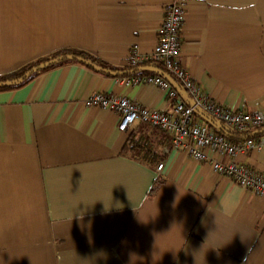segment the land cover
<instances>
[{"label":"crops","instance_id":"obj_1","mask_svg":"<svg viewBox=\"0 0 264 264\" xmlns=\"http://www.w3.org/2000/svg\"><path fill=\"white\" fill-rule=\"evenodd\" d=\"M174 3L181 63L204 94L264 109V0H0V76L69 50L129 69L131 49L153 52ZM123 78L62 61L0 91V264H264V198L167 134L141 123L121 133L117 114L84 105L102 92L169 110L166 92ZM130 135L157 155L124 152ZM234 161L264 175V151Z\"/></svg>","mask_w":264,"mask_h":264},{"label":"built area","instance_id":"obj_2","mask_svg":"<svg viewBox=\"0 0 264 264\" xmlns=\"http://www.w3.org/2000/svg\"><path fill=\"white\" fill-rule=\"evenodd\" d=\"M183 21L182 4L174 3L166 6L153 52L142 55L137 49H131L127 68L135 69L149 61L161 65L165 73L181 87L191 104H187L162 76L138 74L124 77L125 85L157 86L161 91L166 92L170 104L167 112L141 107L126 97L102 92L90 95L84 101V105L117 114L119 117L117 129L121 133L131 130L135 123H141L150 129L167 134L170 136L173 149L185 152L195 161L205 162L215 174L224 176L245 191L264 198V175L252 167L234 161L238 154L253 150L264 151V136L232 142L194 117V113L199 111L200 114L221 124L226 130L245 133L264 128V109L243 113L226 108L204 94L181 63L179 52ZM224 157L230 159L228 163L221 162ZM162 166L159 164L156 171L159 172Z\"/></svg>","mask_w":264,"mask_h":264},{"label":"trees","instance_id":"obj_3","mask_svg":"<svg viewBox=\"0 0 264 264\" xmlns=\"http://www.w3.org/2000/svg\"><path fill=\"white\" fill-rule=\"evenodd\" d=\"M63 55H73V56H77V57H81L95 65H97L98 67H101L103 69H106V66L103 65V63H101L100 61L94 59L93 57H91L89 54L85 53V52H82V51H77V50H69V51H61V52H58L54 55H51L49 57H46V58H43L41 60H38L34 63H31V64H28L24 67H22L21 69L15 71V72H12V73H9V74H6V75H2L0 76V82L2 81H7V80H13V79H17L19 77H21L22 75H24L27 71H29L31 68L45 62V61H48V60H51V59H54V58H57L59 56H63ZM77 62V61H75ZM79 64H82V65H85L83 63H80L78 62ZM57 64V63H56ZM56 64H52L40 71H44L46 69H49L51 67H53L54 65ZM91 69H93L92 67L88 66V65H85ZM147 65H142V66H139V67H145ZM154 68H157L161 71H164V69L162 67H156V65L154 64L153 65ZM136 69V68H135ZM135 69H126V70H122L121 72H127V71H133L132 73H127L126 75H124L123 77H126V76H133V75H138V74H147V73H152V74H155L153 72H150V71H138V72H135L134 70ZM40 71H37V72H34V73H31L29 74L27 77H25L22 81L18 82V83H15V84H10V85H4V86H0V91H3V90H10V89H16L20 86H22L23 84H25L28 80H30L33 76H35L36 74H38ZM113 71V70H111ZM115 71V70H114ZM117 72V71H115ZM109 76V75H108ZM196 113V112H195ZM210 126H212L210 123H208ZM143 126H145L146 128L150 129L147 125H144L142 124ZM219 126L218 130L217 129H214L215 132L217 134H220L222 136H225L228 140L232 141V142H236V141H240V140H245V139H253V138H256L258 136H264V133L262 135H256V136H253V132L255 131H258V130H255V131H247L245 133H235V132H231L229 130H226L225 128H223L221 126V124H217ZM213 127V126H212ZM261 129H264V128H261ZM150 130H153L152 132L154 133H161V131H158L156 129H150ZM260 130V129H259ZM145 146L137 141V140H134V137L133 136H129L123 150L124 152H127V153H143L144 151L145 152H148L149 155H157V152L153 151L152 149L150 148H144ZM161 182H157L154 186V188H152L151 192L154 193L158 186H160Z\"/></svg>","mask_w":264,"mask_h":264},{"label":"water","instance_id":"obj_4","mask_svg":"<svg viewBox=\"0 0 264 264\" xmlns=\"http://www.w3.org/2000/svg\"><path fill=\"white\" fill-rule=\"evenodd\" d=\"M77 61L80 63H83L85 65H88L90 67H92L93 69H95L98 72L107 74V75H111V76H124L127 73H132L133 71H127V72H114V71H110V70H106L103 69L101 67H98L97 65L81 58V57H77V56H73V55H63V56H59L57 58L45 61L33 68H31L29 71H27L24 75H22L21 77L17 78V79H13V80H7V81H2L0 82V86H4V85H10V84H15L18 83L20 81H22L25 77H27L29 74L40 71L52 64H56L62 61ZM143 70H148V71H152L160 76H162L164 79H166L173 87L174 89H176V91L184 98V100L186 101L187 104H191L190 99L187 97V95L184 93L183 90H181V88L179 87V85L171 78L169 77L166 73H164L163 71L154 68V67H138L136 68L134 71L138 72V71H143ZM199 112V111H198ZM200 113V112H199ZM202 114V113H201ZM203 116H205L213 125H215L217 128H219V126L217 125L218 123H216L215 121H213L211 118H209L208 116L202 114ZM264 133V129H260L258 131L253 132V136H258V135H262Z\"/></svg>","mask_w":264,"mask_h":264}]
</instances>
